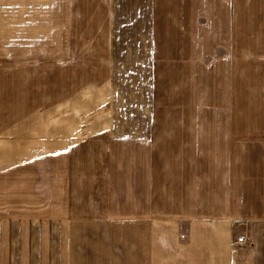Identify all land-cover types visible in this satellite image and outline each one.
Returning a JSON list of instances; mask_svg holds the SVG:
<instances>
[{"label": "crops", "instance_id": "crops-1", "mask_svg": "<svg viewBox=\"0 0 264 264\" xmlns=\"http://www.w3.org/2000/svg\"><path fill=\"white\" fill-rule=\"evenodd\" d=\"M29 1L12 42L64 65L72 126L52 139L79 152L83 217L127 222L131 264H264V26L249 37V0ZM117 107L129 115L104 114Z\"/></svg>", "mask_w": 264, "mask_h": 264}, {"label": "rangeland", "instance_id": "rangeland-1", "mask_svg": "<svg viewBox=\"0 0 264 264\" xmlns=\"http://www.w3.org/2000/svg\"><path fill=\"white\" fill-rule=\"evenodd\" d=\"M27 3L30 1L0 0V27L5 26L0 40H9V44H0V264H131L127 222L96 221L87 219V214L83 217L80 200L71 188L79 152L70 149L69 140L52 139L56 135L68 137L72 126L65 127L66 110L60 108L65 85L59 75L64 76V65L59 71L54 62L34 58L40 47L47 48L45 45H21L22 51L12 42L16 39L15 34L12 38L17 32L15 26L28 24L22 18L27 9H21ZM93 4L90 0L89 6ZM3 5L7 13H3ZM248 10L252 38L257 36L258 25L264 26V0H249ZM92 29L95 25L90 32ZM89 37L95 39V31ZM95 54L94 48L93 58L75 67L91 68ZM251 58L249 68L256 69L257 61ZM218 66L225 64L218 62ZM88 73L91 81L94 77ZM151 91L154 94L155 89ZM118 96L117 105L128 104L127 93ZM70 111L67 116L77 115L74 127L80 133V110ZM161 112L155 104L148 112L138 109L131 115L155 116ZM88 114L96 116L90 108ZM104 114L128 116L129 110L117 107L106 109ZM91 125L82 132H95Z\"/></svg>", "mask_w": 264, "mask_h": 264}, {"label": "built area", "instance_id": "built-area-1", "mask_svg": "<svg viewBox=\"0 0 264 264\" xmlns=\"http://www.w3.org/2000/svg\"><path fill=\"white\" fill-rule=\"evenodd\" d=\"M246 242V236L244 235H241L239 237H237L235 240H234V244L238 245V246H242L244 245Z\"/></svg>", "mask_w": 264, "mask_h": 264}]
</instances>
